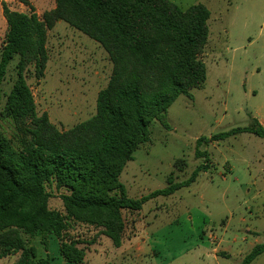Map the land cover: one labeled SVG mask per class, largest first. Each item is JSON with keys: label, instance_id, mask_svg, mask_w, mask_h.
Returning <instances> with one entry per match:
<instances>
[{"label": "trees", "instance_id": "16d2710c", "mask_svg": "<svg viewBox=\"0 0 264 264\" xmlns=\"http://www.w3.org/2000/svg\"><path fill=\"white\" fill-rule=\"evenodd\" d=\"M3 13L7 31L0 55V106L9 66L16 59L18 65L0 112L16 131L13 139L0 131V261L17 257L13 264H52L38 257L26 237L55 236L65 264H83L84 242L68 237L72 224L101 230L119 249L127 225L124 211L138 212L153 199L174 195L208 170L200 166L182 183L171 178L167 188L140 199L130 198L120 181L135 153L151 143L152 123L168 129L169 108L205 85L201 56L209 43L212 13L202 4L182 10L170 0H56L55 9L42 17L8 5ZM60 21L97 42L113 65L108 85L98 94L96 114L65 132L47 113H38L28 84L30 73L37 81L45 77L49 32ZM252 122L211 140L241 134L264 139V127L254 117ZM209 141L202 138L198 145ZM56 195L63 212L50 206ZM263 254L264 243L258 244L241 264H252Z\"/></svg>", "mask_w": 264, "mask_h": 264}, {"label": "rangeland", "instance_id": "374dc122", "mask_svg": "<svg viewBox=\"0 0 264 264\" xmlns=\"http://www.w3.org/2000/svg\"><path fill=\"white\" fill-rule=\"evenodd\" d=\"M27 1L0 0V55L7 31L4 5L18 12L33 10L39 17L56 7V0ZM170 1L182 10L202 4L212 13L209 43L201 56L207 81L169 108L168 129L152 123L151 143L135 153L120 181L130 198L140 199L167 188L171 178L182 183L198 167L208 170L190 187L149 201L140 215L124 211L121 251L101 230L72 224L68 237L84 242L83 264H241L264 243V139L241 134L211 140L251 126L252 117L264 122V0ZM48 53L45 77L37 81L30 73L28 84L38 113H47L65 132L96 114L98 94L108 85L113 65L97 42L62 21L49 32ZM17 65L18 59L9 66L0 112L17 79ZM0 131L12 139L16 132L1 117ZM202 138L210 141L199 146ZM50 206L64 211L58 195ZM26 238L39 258L64 264L56 237ZM252 264H264V254Z\"/></svg>", "mask_w": 264, "mask_h": 264}, {"label": "crops", "instance_id": "0c3cea01", "mask_svg": "<svg viewBox=\"0 0 264 264\" xmlns=\"http://www.w3.org/2000/svg\"><path fill=\"white\" fill-rule=\"evenodd\" d=\"M256 119V118H255ZM261 123V125L264 127V122H260ZM142 212V210L141 211H138V212H136L138 215H140V213ZM135 214V213H134ZM52 237H55V236H52ZM131 241H134V239L133 240H131ZM142 241H146V239H142ZM133 244V243H132ZM124 246V245H123ZM123 246L121 247V248H119V251H121V249L123 248ZM139 252H141L142 250H143V248H138L137 249ZM215 251L216 250H214V253H215ZM59 254H60V245H59ZM60 256H61V254H60ZM61 258H62V256H61ZM63 259V258H62ZM51 263H52V261H51ZM64 264H65V262H64Z\"/></svg>", "mask_w": 264, "mask_h": 264}]
</instances>
